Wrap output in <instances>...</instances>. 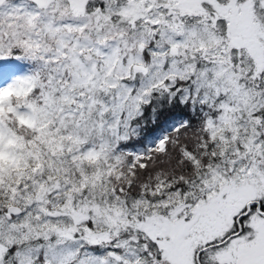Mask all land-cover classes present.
I'll return each mask as SVG.
<instances>
[{"label":"snow or ice","instance_id":"1","mask_svg":"<svg viewBox=\"0 0 264 264\" xmlns=\"http://www.w3.org/2000/svg\"><path fill=\"white\" fill-rule=\"evenodd\" d=\"M0 264H264V0H0Z\"/></svg>","mask_w":264,"mask_h":264}]
</instances>
